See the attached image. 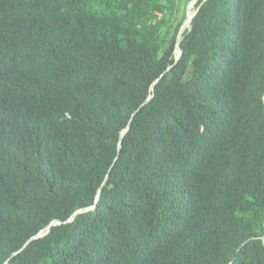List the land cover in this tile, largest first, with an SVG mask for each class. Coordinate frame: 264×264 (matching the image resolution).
Instances as JSON below:
<instances>
[{
    "label": "trees",
    "instance_id": "obj_1",
    "mask_svg": "<svg viewBox=\"0 0 264 264\" xmlns=\"http://www.w3.org/2000/svg\"><path fill=\"white\" fill-rule=\"evenodd\" d=\"M177 2L0 0V264H264V0Z\"/></svg>",
    "mask_w": 264,
    "mask_h": 264
},
{
    "label": "rangeland",
    "instance_id": "obj_2",
    "mask_svg": "<svg viewBox=\"0 0 264 264\" xmlns=\"http://www.w3.org/2000/svg\"><path fill=\"white\" fill-rule=\"evenodd\" d=\"M196 3L197 0H191L189 3L184 2L183 0H179V2H177V13H176V19H175V24L179 23L182 20V16L184 14H186V16L188 15L187 13L190 11V14H193L196 12ZM185 12V13H184ZM184 13V14H183ZM186 21V17L185 19L181 22V27H183L182 25H184L183 23H185ZM188 28V26L186 27ZM185 28V29H186ZM183 30V29H182ZM184 31V30H183Z\"/></svg>",
    "mask_w": 264,
    "mask_h": 264
},
{
    "label": "clouds",
    "instance_id": "obj_3",
    "mask_svg": "<svg viewBox=\"0 0 264 264\" xmlns=\"http://www.w3.org/2000/svg\"><path fill=\"white\" fill-rule=\"evenodd\" d=\"M197 1H198V0H197ZM193 15H194V13L192 14V16H193ZM192 16H191V17H192ZM185 17H186V14H185ZM187 17H188V15H187ZM192 18H193V17H192ZM192 18H191V19H192ZM191 19H190V21H191ZM186 20H187V19H186ZM190 21H189V23H190ZM189 23H188V27H189ZM184 30H185V29H184ZM182 31H183V30H182V27H181L180 30H179L180 35H181ZM179 33H178V35H179ZM177 37H178V36H177ZM179 41H180V37H179ZM176 43H177V40H176ZM176 49H177V48H176ZM176 49H175V51H176ZM175 51H174V54H175ZM178 51H179V53H178L177 56H180V50H179V48H178ZM175 58H176V55H175ZM176 62H177V61H176ZM176 62H175V63H176ZM168 70H169V68H168L166 71H168ZM166 71H165V72H166ZM158 80H159V79H158ZM156 82H157V81H156ZM148 99H149V98H148ZM126 130H127V128H126ZM101 186H102V185H101ZM88 209H90V208H88ZM85 210H87V209L77 211L73 216H75L77 213L83 212V211H85ZM73 216H72V217H73ZM72 217L69 218V219L67 220V222H70V221L72 220ZM53 223H60V222H53ZM53 223H51V224H53ZM60 224H61V223H60ZM60 224H59V225H60ZM49 226H50V225H49ZM49 226H47L45 229H43L42 231H40L36 236L32 237L33 240L36 239V238L42 237L43 235H45V234L48 232V229L50 228ZM54 226H56V225H54ZM51 227H52V226H51ZM32 238H31V239H32ZM29 240H30V239H29ZM29 240L27 241L28 243H30V242L32 241V240H31V241L29 242ZM27 242H26V243H27ZM28 243H27V244H28ZM27 244H25V246H26ZM17 254H18V252H17ZM5 264H7V262H6Z\"/></svg>",
    "mask_w": 264,
    "mask_h": 264
},
{
    "label": "water",
    "instance_id": "obj_4",
    "mask_svg": "<svg viewBox=\"0 0 264 264\" xmlns=\"http://www.w3.org/2000/svg\"><path fill=\"white\" fill-rule=\"evenodd\" d=\"M194 15H195V14H194ZM194 15H193V16H194ZM193 16H192V17H193ZM192 17H191V18H192ZM186 19H187V16H186ZM179 37H180V33H179V35H178V37H177V43H176V48H177V49L179 48ZM178 59H179V56H176V58H175V62L178 61ZM166 72H167V71H166ZM166 72H165V73H166ZM161 77H162V76H160V78H161ZM160 78H159V79H160ZM157 81H158V80H157ZM148 101H149V99H147V100H146V101H145V102H144V103H143V104L137 109V111H138L143 105H145ZM128 128H129V125L127 126V130H128ZM107 178H108V176L105 177V180H104V182L102 183V186H101V187H103V186L105 185V183H106V181H107ZM59 224H60V223H53V224H50L49 227L54 226V225H59ZM31 240H33V238L30 239L29 242H30ZM27 243H28V242H27ZM27 243H26V244H27ZM16 254H17V253L13 254L12 256H14V255H16Z\"/></svg>",
    "mask_w": 264,
    "mask_h": 264
},
{
    "label": "bare ground",
    "instance_id": "obj_5",
    "mask_svg": "<svg viewBox=\"0 0 264 264\" xmlns=\"http://www.w3.org/2000/svg\"><path fill=\"white\" fill-rule=\"evenodd\" d=\"M100 9H101V8H100ZM187 14H188L187 20L185 21V23H183L184 25H182V26H183V27H182L183 30L188 26V23H189V21H190V19H191V16H192V14H190V11H189ZM110 19H111V18H110ZM186 29H187V28H186ZM144 46H145V45H144ZM178 53H179V51H178V49H176V51H175V55L177 56Z\"/></svg>",
    "mask_w": 264,
    "mask_h": 264
}]
</instances>
